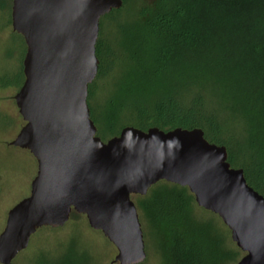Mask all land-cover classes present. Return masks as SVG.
<instances>
[{
    "label": "water",
    "instance_id": "95a60500",
    "mask_svg": "<svg viewBox=\"0 0 264 264\" xmlns=\"http://www.w3.org/2000/svg\"><path fill=\"white\" fill-rule=\"evenodd\" d=\"M123 0H12V30L26 46L24 81L14 96L25 121L10 146L37 162L30 195L7 213L0 264H12L43 227L84 215L117 249L112 264H142L143 233L132 195L164 181L187 188L198 207L217 215L245 255L237 264H264V197L227 150L200 128L123 127L102 141L90 118L89 86L98 74L100 19Z\"/></svg>",
    "mask_w": 264,
    "mask_h": 264
},
{
    "label": "trees",
    "instance_id": "16d2710c",
    "mask_svg": "<svg viewBox=\"0 0 264 264\" xmlns=\"http://www.w3.org/2000/svg\"><path fill=\"white\" fill-rule=\"evenodd\" d=\"M141 15L128 44L135 42L144 49L131 48L128 59L138 61L145 52L153 66L147 74L151 82L164 80L142 87L179 88L169 89L157 105L148 97L131 105L130 97L139 90L122 79L118 95L106 106V131L111 132L120 112L129 113L142 130H206L216 145L226 148L230 166L242 169L247 184L263 196L264 0H150ZM141 34L144 42L137 39ZM96 56L101 61L99 37ZM208 95L218 99V114L203 102ZM231 123L242 131L235 145L232 135H223ZM171 186L145 206L162 235L164 264H216L218 255L208 246L205 231L189 217L185 188Z\"/></svg>",
    "mask_w": 264,
    "mask_h": 264
},
{
    "label": "rangeland",
    "instance_id": "374dc122",
    "mask_svg": "<svg viewBox=\"0 0 264 264\" xmlns=\"http://www.w3.org/2000/svg\"><path fill=\"white\" fill-rule=\"evenodd\" d=\"M123 2L119 13L110 16V12L99 21L102 51L100 72L88 89L90 118L97 129L96 135L104 142L111 138L109 134H115L125 126L140 127L129 113L120 112L112 124L111 132L106 131L103 121L106 106L110 99L118 95L122 79L126 78L135 91L139 90L130 97L131 105L142 104L145 97L152 105H157L169 89L179 88L142 87L150 84L151 79L147 74L153 66L145 52L140 54L138 61L131 62L128 59L131 48L144 49V46L134 42L130 47L128 41L135 36L133 25L142 20V9L150 0ZM11 5L12 0H0V233L5 227L8 211L30 195V185L37 174V162L31 153L9 145L25 125L14 96L24 81L22 62L26 46L21 35L12 30ZM137 39L144 42L146 38L141 34ZM162 82L163 77L162 81H152L151 84ZM180 92L184 98V88L181 87ZM203 102L218 114L220 107L217 98L208 95ZM228 130L223 135L226 138L232 135L235 145L240 140L241 128L231 123ZM204 135L208 142L215 144L206 130ZM231 167L235 168L236 165L231 164ZM170 187L171 184L161 181L150 188L145 196H131L137 208L145 245L146 259L142 264H164L162 235L145 206ZM182 193L189 197V217L193 224L205 231L208 246L218 255L216 264H237L245 254L231 240L229 229L217 215L198 207L187 188ZM117 254V249L104 235L88 225L84 215L72 212L64 226L37 230L31 236L28 247L17 255L12 264H112Z\"/></svg>",
    "mask_w": 264,
    "mask_h": 264
}]
</instances>
